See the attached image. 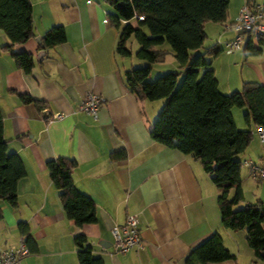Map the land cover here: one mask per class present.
Returning <instances> with one entry per match:
<instances>
[{"label": "crops", "instance_id": "obj_1", "mask_svg": "<svg viewBox=\"0 0 264 264\" xmlns=\"http://www.w3.org/2000/svg\"><path fill=\"white\" fill-rule=\"evenodd\" d=\"M29 1L34 36L8 48L10 40L0 30L2 136L8 154H17L25 167L16 205L0 199V247L24 239L18 228L24 222L29 253L20 264H79L74 243L79 234L102 264H186L190 250L218 233L234 258L206 264H264L247 245L244 229L221 225L218 190L200 161L151 138L161 102L138 99L126 86L124 72L133 66V56L116 55L118 30L107 18L108 4ZM244 3L264 6V0H228L225 21L204 23L203 44L192 52V57L202 55L209 61L224 94L239 90L244 82L264 85V37L250 39L248 45L256 53L246 52V41L231 54L224 51L237 34L224 25L234 21ZM55 26L63 27L65 41L40 49L35 37L41 41ZM20 52L33 57L28 73L15 65L13 55ZM22 94L44 101L45 107L21 102ZM87 94L101 99L96 119L78 109ZM246 111L232 109L236 126L251 132L246 149L236 158L264 163V142L258 138V127L245 121ZM54 113L62 116L55 119ZM45 115L48 120H43ZM120 152L124 157L113 158ZM60 157L76 162L72 180L93 200L95 222L78 226L66 217L46 169L47 160ZM240 177L242 206L264 203V179H252L244 165ZM130 214L138 216L142 247L115 253L111 228L124 224Z\"/></svg>", "mask_w": 264, "mask_h": 264}, {"label": "trees", "instance_id": "obj_2", "mask_svg": "<svg viewBox=\"0 0 264 264\" xmlns=\"http://www.w3.org/2000/svg\"><path fill=\"white\" fill-rule=\"evenodd\" d=\"M108 20L117 28L116 55L145 62L124 72V81L138 99L163 100L149 133L151 138L200 161L204 172L217 188V206L221 225L229 230H245L246 241L254 257L264 263V203L257 201L235 209L243 201L240 170L236 158L246 149L251 132L239 129L233 118V108H246L244 119L264 128V85L244 82L239 90L224 94L218 89L213 69L202 55L192 57L205 39L204 23H223L227 16L228 0H104ZM0 30L10 44H20L34 36L29 0H0ZM66 35L62 26L47 31L39 43L40 49L63 43ZM137 44L134 54L130 44ZM246 40V52L256 53ZM166 45H168L166 48ZM172 53L183 77L171 71L150 80L152 64ZM15 65L28 73L34 65L31 54L13 55ZM202 70V72H201ZM21 102L37 108L45 102L29 95H19ZM120 152L113 158H122ZM76 162L70 158L46 161L49 178L58 191L62 209L68 219L78 226L96 221L93 200L79 192L72 180ZM25 175L21 158L8 154L2 136L0 112V199L15 206L17 185ZM233 190L232 194H230ZM24 241L29 242L28 226L18 223ZM79 264H102L100 257L91 254L85 236L74 237ZM234 258L224 246L218 233L212 234L189 251L186 264H206Z\"/></svg>", "mask_w": 264, "mask_h": 264}, {"label": "built area", "instance_id": "obj_3", "mask_svg": "<svg viewBox=\"0 0 264 264\" xmlns=\"http://www.w3.org/2000/svg\"><path fill=\"white\" fill-rule=\"evenodd\" d=\"M262 18H264V6L258 5L251 8L247 3L242 4L234 21L224 25L225 29H234L237 31L235 37L226 43L224 51L227 54H231L239 49L245 43L246 39H259L264 37V24L261 23ZM100 102L101 99L98 96L87 94L80 102L78 109L90 113L96 119ZM61 116V113L52 114V117L55 119ZM42 118L43 120L49 119L47 115ZM257 134L260 142H264V128L258 127ZM241 164L248 167L249 176L252 179H264V163L254 162L246 158ZM138 223L137 214H130L127 215L124 224L113 225L111 228L113 252L125 253L142 247ZM28 253L29 249L24 239L21 238L16 245L5 248L0 247V264H20L21 259L28 255Z\"/></svg>", "mask_w": 264, "mask_h": 264}, {"label": "rangeland", "instance_id": "obj_4", "mask_svg": "<svg viewBox=\"0 0 264 264\" xmlns=\"http://www.w3.org/2000/svg\"><path fill=\"white\" fill-rule=\"evenodd\" d=\"M167 46L168 45H166V48H168ZM137 47L138 46L135 43V41H133V43L130 44V48H131V51L133 54H134L135 50L137 49ZM132 56H133L132 57L133 58L132 59L133 60L132 61L133 67H140V66H143L145 64V62L135 58L134 55H132ZM171 71H175V72L179 73L178 79H179V82H181L184 73L182 72V68H180L178 66L175 58L173 57L172 53L170 52L169 54H167L165 56V58L162 61H157V62L152 64L149 79L154 80L156 77L161 76V75H163L167 72H171ZM201 72H202V70H201ZM159 101L161 102L160 105L162 107L164 101L161 99ZM161 107H160V109H161ZM240 207H243L242 203L235 205V209L240 208Z\"/></svg>", "mask_w": 264, "mask_h": 264}, {"label": "water", "instance_id": "obj_5", "mask_svg": "<svg viewBox=\"0 0 264 264\" xmlns=\"http://www.w3.org/2000/svg\"><path fill=\"white\" fill-rule=\"evenodd\" d=\"M35 40H36L38 43L40 42V39H39L38 37H35ZM43 53H44L43 50L39 51L38 56H40V55L43 54Z\"/></svg>", "mask_w": 264, "mask_h": 264}]
</instances>
